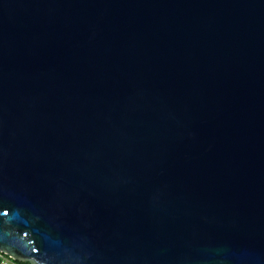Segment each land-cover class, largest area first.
Wrapping results in <instances>:
<instances>
[{
	"label": "water",
	"instance_id": "water-1",
	"mask_svg": "<svg viewBox=\"0 0 264 264\" xmlns=\"http://www.w3.org/2000/svg\"><path fill=\"white\" fill-rule=\"evenodd\" d=\"M0 251L264 264V0H0Z\"/></svg>",
	"mask_w": 264,
	"mask_h": 264
},
{
	"label": "built area",
	"instance_id": "built-area-1",
	"mask_svg": "<svg viewBox=\"0 0 264 264\" xmlns=\"http://www.w3.org/2000/svg\"><path fill=\"white\" fill-rule=\"evenodd\" d=\"M1 264H26L25 262H20L18 259H14L12 256L6 255L0 251Z\"/></svg>",
	"mask_w": 264,
	"mask_h": 264
},
{
	"label": "trees",
	"instance_id": "trees-1",
	"mask_svg": "<svg viewBox=\"0 0 264 264\" xmlns=\"http://www.w3.org/2000/svg\"><path fill=\"white\" fill-rule=\"evenodd\" d=\"M26 264H31L30 261H25ZM0 264H1V259H0Z\"/></svg>",
	"mask_w": 264,
	"mask_h": 264
}]
</instances>
